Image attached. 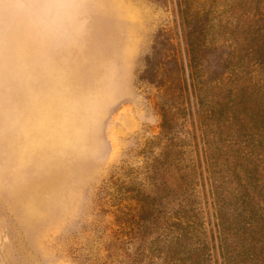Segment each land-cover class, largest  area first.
I'll use <instances>...</instances> for the list:
<instances>
[{
    "label": "rangeland",
    "instance_id": "374dc122",
    "mask_svg": "<svg viewBox=\"0 0 264 264\" xmlns=\"http://www.w3.org/2000/svg\"><path fill=\"white\" fill-rule=\"evenodd\" d=\"M198 8L210 25L192 20L187 30L207 84L204 110L180 16ZM258 36L264 0H0V264H130L114 196L142 179L158 198L183 191L166 181L197 193L200 239L211 264H223L212 197L220 183L210 173L233 175L223 155L208 166L207 144L224 148L230 125L217 122L212 101L235 108L237 66L247 74L241 85L257 77L228 54L246 62L248 50L264 52ZM164 105L183 154L175 170L148 174L154 156L177 152L161 136Z\"/></svg>",
    "mask_w": 264,
    "mask_h": 264
},
{
    "label": "trees",
    "instance_id": "16d2710c",
    "mask_svg": "<svg viewBox=\"0 0 264 264\" xmlns=\"http://www.w3.org/2000/svg\"><path fill=\"white\" fill-rule=\"evenodd\" d=\"M200 11L199 8L196 9L193 16L181 11L180 16L187 45L190 86L197 106L204 110L208 103L203 98L206 83L199 64L196 41L188 31L192 20L202 22L204 28L209 27L207 15L206 19H199L204 15L203 10ZM256 41L259 47L264 49V38L258 36ZM247 53L246 62L243 60L244 56L236 57L234 54L228 56L234 61L242 60V63L250 65L252 71L250 74L257 77L250 80L245 87L241 84L247 82L244 78L247 74L243 72L242 66H237L236 74L231 72V75L241 82L240 84L237 82L238 103L235 108L227 110L229 104L212 101V104L221 107L217 115L216 111H212L215 115L213 117L217 118L218 123L230 125L224 148H219L218 143L207 144L211 151V156L207 158L208 166L214 171L218 165L216 163H219L216 154L223 155L221 163L230 169L226 173L233 175L225 182L215 178L216 172L210 173L215 185L220 183V186L213 187L215 192H212V197L218 227L223 229L220 239L223 264H264V52L250 49ZM180 71L179 84L182 82V78L179 77ZM227 82L228 79L223 77L217 83L221 85ZM167 113V106L164 105L161 108L163 121L161 136L163 139L172 137V140H176L173 149L177 152L175 156V152H170L166 157L154 156L153 160H149L151 162L150 168H147L148 174L151 172L163 174L175 170L178 163L174 157L179 153L183 154L177 150L182 151V148L177 145L178 138L170 132ZM156 149L162 152L160 147ZM189 175L190 171L185 177L188 182ZM140 181L138 188L133 182H129V188L120 197L114 196L117 203L115 221L126 238L124 242L128 247L130 264H211L208 246L200 239L203 236L204 222L200 215V198L197 193L186 192L190 188L189 185L183 187L178 180L166 181L163 183L166 188L170 190L173 187L181 190L183 188V191L179 194L169 192V195L158 198L156 194L145 193L148 184L145 179ZM222 192H225V195ZM227 198L231 203L234 202V206L225 207ZM232 227L236 229L234 235L230 236L226 232H230ZM232 243L235 245L237 243L238 249H233Z\"/></svg>",
    "mask_w": 264,
    "mask_h": 264
}]
</instances>
